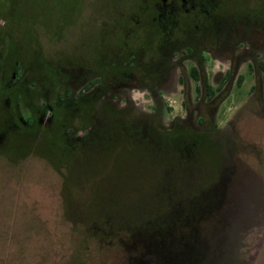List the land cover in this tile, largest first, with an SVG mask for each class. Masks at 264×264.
I'll use <instances>...</instances> for the list:
<instances>
[{"label": "rangeland", "instance_id": "rangeland-1", "mask_svg": "<svg viewBox=\"0 0 264 264\" xmlns=\"http://www.w3.org/2000/svg\"><path fill=\"white\" fill-rule=\"evenodd\" d=\"M152 1L0 0V264H184L178 256V227L165 238L164 232L148 233L149 224L185 226L178 205L157 210L149 195H137L136 211L144 209L151 218L127 225L136 227L135 236L120 230L126 224H83L84 215L101 203L82 208L79 201L89 202V190L82 194L79 182L63 184V176L35 154L34 121L56 123V82L77 97L98 76L95 62L120 65L125 73L115 74L108 84L107 96L116 108L148 126L172 129L180 120L177 126L200 131L205 143L208 139L210 151L223 150L219 157H208L213 184L203 195L213 212L199 223L205 224L201 243L206 251L198 264H264V76L259 65L264 60V0H199L184 7L189 11L182 10L186 15L178 29L174 20L159 18L161 5L156 9ZM196 5L198 10L192 9ZM158 53L168 57L165 68H157ZM193 66L201 72L199 81L190 75ZM204 76L216 88L212 99ZM100 105L99 119L104 118ZM69 107L59 117L74 127L65 139L83 138L85 131L77 127L96 119ZM45 141L38 148L41 154L49 153ZM169 163L149 161L154 172L146 179H155L157 167ZM96 190L114 196L106 185ZM70 201L79 202L74 213ZM128 208L133 221L134 205ZM188 240L185 258L194 261L198 240Z\"/></svg>", "mask_w": 264, "mask_h": 264}, {"label": "trees", "instance_id": "trees-1", "mask_svg": "<svg viewBox=\"0 0 264 264\" xmlns=\"http://www.w3.org/2000/svg\"><path fill=\"white\" fill-rule=\"evenodd\" d=\"M159 43L160 41H156V45ZM178 54V51L173 52V55ZM162 55L158 53L160 62H158L157 68L160 69L165 68L170 63L168 57L164 58ZM166 59L167 63L161 65ZM92 65H95L98 76L88 80L79 90L77 97L73 96L72 90L65 87L63 82H56L55 105H53L55 111L53 120L55 119L56 123L34 121L38 133L36 137L37 153L35 154L48 161L56 172L63 176V184L79 182L78 190L82 194L85 191L84 188L89 190L88 192L85 191L90 197L89 202L84 204V202L79 201L82 208L83 206L89 207L88 205L98 206L101 203L100 207L95 206L96 210L93 208L90 214L84 215L83 224H126L125 227L119 226L120 230H131L135 236L138 231L133 232V230L136 227L129 228L127 225L140 224L145 219L150 220L151 218V216L146 215L144 209L136 211L137 204L141 199L137 198V195H149V204L154 206L156 202L157 210L160 208L172 210L178 205L180 216L186 222L185 226H182L184 224H159L158 226L149 224L152 230L147 229L148 233L153 236L154 234L161 235L164 232L165 238V233H170L169 230L178 227L180 235L178 256L182 260L181 262L198 264L199 255L203 257L206 251V243H204L205 246L201 243V235L204 237L206 228L204 227L205 224L199 223L207 221V217L213 212V207L209 208V203L205 197L206 190L213 184L208 172L209 165L211 166L209 158L212 153L218 154L219 157L223 150L210 151L208 139L205 143L200 131L177 126L180 120L175 121V127L172 129L139 123L133 116H129L130 112L127 109L116 108L113 101L107 96L111 77L115 74H125L122 67L120 65L103 67L97 62L92 63ZM259 65L264 76V60H260ZM16 70L19 72V76H22L21 64ZM155 73L150 75L152 79L158 76V73ZM190 75L195 80L201 79V72L197 66L191 68ZM242 80L243 77L240 78L239 83ZM203 83L208 89L209 97L213 98L217 91L211 86L207 76H204ZM98 103L101 104L99 108H102L103 113L101 114H104V118H97L99 113L95 111H97ZM69 105L72 106V109L76 105L78 106L75 109L78 110L76 112L79 116L86 115L96 119L89 126L82 127L80 125L81 128L76 126L77 130L85 131L83 138L65 139L68 131L73 130L74 127L70 126L66 119L63 120L59 117L69 112V108H71ZM35 117L33 115L32 118ZM163 137L168 139V143L161 144ZM42 140H46L45 145H47L44 146H48L49 153L41 154L39 152L38 148L42 144ZM24 141L25 138L20 139V143L28 144L27 140ZM64 158H66L65 161ZM9 160L14 162L13 158H9ZM113 160L116 162L112 163ZM163 160L170 161V163L175 162V164L159 165L155 170V173L158 174L157 177L155 179L150 177V180H147L146 178H149L147 175L154 172L149 167V161ZM56 161L60 163H56ZM195 162H197L196 166H194ZM61 166L64 169H60ZM66 170L69 177L65 174ZM193 170H195L194 173ZM114 176L117 178L112 181L114 182L113 185L112 182L110 184V178ZM105 185L109 190L113 188L114 191L111 190L114 192V196L111 197L113 199L105 196L106 193L100 196L94 192L97 188ZM149 188H153V191L146 192ZM159 188L163 190L161 192L163 194L157 195L155 190ZM67 189L69 190V188H66V192ZM79 202H69L72 213H74V209L78 208ZM130 204L134 205L133 221L132 216H129L130 208L128 207ZM173 206L176 207L173 208ZM191 207H197L196 212L187 211ZM207 208L210 213H208ZM80 222H82L81 218ZM193 223L199 224L198 227L194 228ZM141 225L146 226V224ZM136 226L140 227V225ZM186 231L188 234L185 236ZM189 237L198 240L194 248L196 256L194 261L185 258L190 254L187 244L190 241L188 240ZM200 244L201 247L199 248Z\"/></svg>", "mask_w": 264, "mask_h": 264}, {"label": "flooded vegetation", "instance_id": "flooded-vegetation-1", "mask_svg": "<svg viewBox=\"0 0 264 264\" xmlns=\"http://www.w3.org/2000/svg\"><path fill=\"white\" fill-rule=\"evenodd\" d=\"M152 2L155 5L156 9H157L158 5H161V8H162L163 12H161V13L157 12V15L159 16V18L160 19H165V20H168V19L169 20H174L175 24L177 25V26H175V28L177 27V29H178V21L179 22L183 21L184 19L182 17L186 15L185 13H182V10L185 9L184 7L185 6H190V5L193 7L195 4H198L200 1L199 0H154ZM198 8L199 7H197V5H196L192 9L198 10ZM186 11H189V10H186ZM190 20L193 21V20H195V18L192 17ZM177 29H175V35H174V36H176V35L177 36L174 39H178V34L176 33ZM169 33L172 34L173 32L172 31L168 32V33H166V35L169 34ZM188 49L192 50L193 48L190 46ZM207 95H208V93H207ZM210 99H212V98H210Z\"/></svg>", "mask_w": 264, "mask_h": 264}, {"label": "crops", "instance_id": "crops-1", "mask_svg": "<svg viewBox=\"0 0 264 264\" xmlns=\"http://www.w3.org/2000/svg\"><path fill=\"white\" fill-rule=\"evenodd\" d=\"M244 262H246V261H244Z\"/></svg>", "mask_w": 264, "mask_h": 264}]
</instances>
